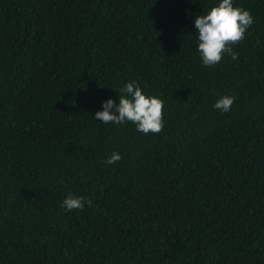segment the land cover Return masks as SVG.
Returning a JSON list of instances; mask_svg holds the SVG:
<instances>
[{"label": "trees", "instance_id": "obj_1", "mask_svg": "<svg viewBox=\"0 0 264 264\" xmlns=\"http://www.w3.org/2000/svg\"><path fill=\"white\" fill-rule=\"evenodd\" d=\"M216 3L0 0V264H264V0H234L254 23L204 66ZM129 80L158 133L98 124Z\"/></svg>", "mask_w": 264, "mask_h": 264}, {"label": "clouds", "instance_id": "obj_2", "mask_svg": "<svg viewBox=\"0 0 264 264\" xmlns=\"http://www.w3.org/2000/svg\"><path fill=\"white\" fill-rule=\"evenodd\" d=\"M194 2V0H193ZM254 23V18L247 9L234 6V0H217V3L206 13L196 15L193 25L196 28V51L204 66H214L225 54L237 59L232 45L242 40L247 29ZM118 92V103L109 98L102 102V110L94 116L101 121L98 124L122 125L131 122L136 130L145 134L158 133L163 128V101L143 91L135 80L121 85ZM234 102L232 96H221L213 105L222 112L231 110ZM121 159L118 152H113L106 160L112 164ZM89 203L84 197L69 194L61 202L66 211L82 209Z\"/></svg>", "mask_w": 264, "mask_h": 264}]
</instances>
